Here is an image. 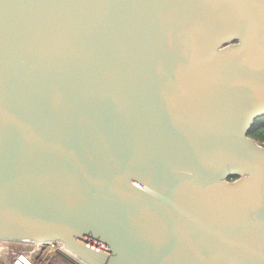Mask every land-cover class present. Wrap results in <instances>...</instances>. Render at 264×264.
Returning <instances> with one entry per match:
<instances>
[{
	"label": "water",
	"instance_id": "1",
	"mask_svg": "<svg viewBox=\"0 0 264 264\" xmlns=\"http://www.w3.org/2000/svg\"><path fill=\"white\" fill-rule=\"evenodd\" d=\"M264 0H0V241L82 264H264Z\"/></svg>",
	"mask_w": 264,
	"mask_h": 264
},
{
	"label": "built area",
	"instance_id": "2",
	"mask_svg": "<svg viewBox=\"0 0 264 264\" xmlns=\"http://www.w3.org/2000/svg\"><path fill=\"white\" fill-rule=\"evenodd\" d=\"M0 264H82L59 241L31 244L0 241Z\"/></svg>",
	"mask_w": 264,
	"mask_h": 264
},
{
	"label": "trees",
	"instance_id": "3",
	"mask_svg": "<svg viewBox=\"0 0 264 264\" xmlns=\"http://www.w3.org/2000/svg\"><path fill=\"white\" fill-rule=\"evenodd\" d=\"M249 136L264 146V117L255 121L254 126L249 132Z\"/></svg>",
	"mask_w": 264,
	"mask_h": 264
}]
</instances>
